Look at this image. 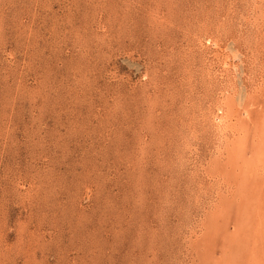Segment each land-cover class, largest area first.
I'll use <instances>...</instances> for the list:
<instances>
[{"label":"rangeland","instance_id":"1","mask_svg":"<svg viewBox=\"0 0 264 264\" xmlns=\"http://www.w3.org/2000/svg\"><path fill=\"white\" fill-rule=\"evenodd\" d=\"M0 264H264V0H0Z\"/></svg>","mask_w":264,"mask_h":264}]
</instances>
